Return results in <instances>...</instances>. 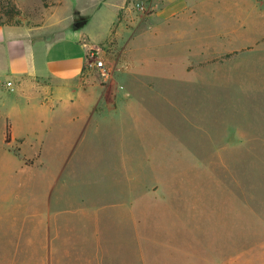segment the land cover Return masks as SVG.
<instances>
[{"label":"rangeland","instance_id":"rangeland-1","mask_svg":"<svg viewBox=\"0 0 264 264\" xmlns=\"http://www.w3.org/2000/svg\"><path fill=\"white\" fill-rule=\"evenodd\" d=\"M131 1L0 0V24L54 37L59 19L88 15L113 74L86 67L111 90L69 130L71 148L62 128L35 131L45 156L33 188L17 164L0 172V234L40 241L1 264H264V0H153L149 14ZM163 6L185 9L159 23ZM117 24L123 41L108 56ZM12 102L2 114L15 121ZM63 237H74L67 259Z\"/></svg>","mask_w":264,"mask_h":264},{"label":"crops","instance_id":"crops-1","mask_svg":"<svg viewBox=\"0 0 264 264\" xmlns=\"http://www.w3.org/2000/svg\"><path fill=\"white\" fill-rule=\"evenodd\" d=\"M164 3L167 4L168 1L164 0ZM184 9H165L163 6L153 19L159 23H168L171 19H178ZM72 15L75 16L67 18L66 25L58 20V26L63 27L58 37L47 32L45 26L33 30L23 25L0 24V115L5 124L0 128V143L4 145L0 163H5L0 165V172L11 175L16 171L11 165L17 164L26 175L32 174V178L28 179L31 186L36 181L33 168L35 164H42L45 156L43 142L36 139L35 131L54 129L60 132L62 128L65 136L59 138L60 144L64 148H71L79 128L84 123H89L94 116L96 118L99 101H105L104 93L111 90L101 86L97 79H93L86 72L89 52L93 48L99 49L98 46L104 45L106 41H96L87 31L90 24L88 15L81 11ZM77 16L82 21L75 22L70 27V21ZM124 33L122 24L110 29L106 43L109 46L107 50H110L108 56L116 54L117 43L123 41ZM100 55L106 62V50H101ZM108 70L111 73V69ZM117 96L118 90L114 97ZM10 100L16 106L20 104L18 119L15 121L8 113L2 114V108H6ZM7 124L10 128L9 142L5 141ZM69 130L77 131L67 134L70 133ZM27 161L34 165H26ZM48 173L46 186L41 188L46 203L49 202L53 186L50 182L53 175ZM1 192L0 188V195ZM5 216L6 210L0 213V218L5 219ZM85 236L93 238L97 235ZM85 236L63 237L61 242L68 244L63 258H69L71 238L82 239ZM42 241L53 243L59 240L49 237ZM39 242V238L34 236L13 237L0 234V264L3 259L20 257L19 253L22 252H37L33 248ZM55 252L58 251L51 247L47 250V256L57 257Z\"/></svg>","mask_w":264,"mask_h":264},{"label":"built area","instance_id":"built-area-1","mask_svg":"<svg viewBox=\"0 0 264 264\" xmlns=\"http://www.w3.org/2000/svg\"><path fill=\"white\" fill-rule=\"evenodd\" d=\"M131 4L138 11L149 14L154 10L153 0H132ZM101 50L93 48L87 56V66L97 70L100 75L107 80L110 78V71L106 66L105 60L100 55Z\"/></svg>","mask_w":264,"mask_h":264},{"label":"trees","instance_id":"trees-1","mask_svg":"<svg viewBox=\"0 0 264 264\" xmlns=\"http://www.w3.org/2000/svg\"><path fill=\"white\" fill-rule=\"evenodd\" d=\"M11 16H12V14H11ZM9 136H10V128H9V125L7 124V127H6V138H5L6 142H9Z\"/></svg>","mask_w":264,"mask_h":264}]
</instances>
